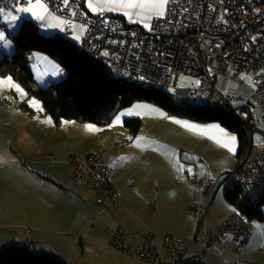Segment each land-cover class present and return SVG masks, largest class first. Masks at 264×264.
Masks as SVG:
<instances>
[{"label":"built area","instance_id":"1","mask_svg":"<svg viewBox=\"0 0 264 264\" xmlns=\"http://www.w3.org/2000/svg\"><path fill=\"white\" fill-rule=\"evenodd\" d=\"M40 1L66 20L84 24L86 30L80 47L90 49L91 55L107 63L111 70H117L130 80L155 85L176 102L196 100L199 104V100H206L232 108L249 129L246 161H239L217 179H208L202 187L205 201L192 207L197 218V252L186 253L183 240L167 233L161 238L166 254L163 262L153 232L146 233L129 251L123 244L126 233L120 225L106 227L101 241L146 264H206L204 254L224 234L232 235V247L241 253L251 234L250 218L237 211L213 230H207L206 220L214 193L222 184L245 180L252 187L254 205L264 200V131L254 124L257 120L264 123V0H168L165 14L154 17L149 27L126 23L104 10L89 16L81 0ZM28 2L0 0V9L25 7ZM0 28H3L1 15ZM228 70L240 84L248 82L245 84H249L248 93L224 95L218 89L217 77ZM186 76L197 79L198 84L176 87L175 81ZM240 99H244L243 103ZM1 104L4 105L3 100ZM254 108L260 110V117L253 115ZM255 133L261 135L262 146L253 142ZM105 151L101 148L65 158L47 153L49 158L61 160L72 168L74 182L86 192L95 194L100 210L117 205L123 195L105 170Z\"/></svg>","mask_w":264,"mask_h":264},{"label":"crops","instance_id":"2","mask_svg":"<svg viewBox=\"0 0 264 264\" xmlns=\"http://www.w3.org/2000/svg\"><path fill=\"white\" fill-rule=\"evenodd\" d=\"M81 3L84 12L89 16H96L104 10L120 17L126 23L142 27H145V23L149 25L154 17H158L145 11L141 16L133 14L130 18L125 15V11L136 10L116 8L111 0H81ZM90 4L92 7H89ZM25 7H31L32 12L15 13L14 6L1 16L3 28L0 29H3L7 36L15 34L11 31L16 29L21 19L25 18L37 25L39 21L47 28L60 30V20L53 14L63 17L48 10L42 1L29 0ZM9 10H13L18 16L16 21L5 18ZM165 10L166 7L164 14ZM33 13L42 15L43 19H37ZM148 15H151V19L145 18ZM247 83V81L244 85L239 83V86L249 89V84L245 85ZM234 90L235 94L240 91L239 88ZM2 100L4 105L1 104ZM8 102L0 96V250L7 245L17 244L26 245L34 252L52 254L67 264H146L126 256L101 241L103 230L111 225H120L124 229L126 238L123 244L129 251L134 249L146 233L153 232L157 237L155 244L163 262L166 260V254L160 242L167 233L183 240L187 248L186 253H195L199 250V242L195 238L197 218L192 213V207L205 201L203 193L201 196V185L208 179L219 178L223 173L217 177L209 175L206 178L201 177V182L205 180L202 184L201 182L195 184L194 189L175 190L160 196L161 194L157 195L152 189L157 179L147 177L143 173L125 176L121 173V178L113 175L112 158L116 154L114 151L117 149L116 144L119 143L115 141L107 149L104 148L106 150L104 167L110 181L122 190L123 195L117 205L100 210L101 206L95 202V194L86 192L74 182L72 168L61 160L47 156V153H53L65 158L70 154L94 152L91 147L79 148L80 137L74 136V125L65 122L70 119L55 121L44 112L40 122L36 123L35 110L24 105L26 109H23L24 112L17 111L11 108ZM49 119L51 122H46ZM182 124L196 127V131L200 132L195 142V152L201 150L206 160L208 155L204 154L203 148L208 152L210 146L213 149L218 147L230 155L231 160L229 157L227 162H223L225 165L219 168V172L232 170L243 157L237 155L239 143L236 132L219 122L194 121ZM214 125L218 127H211ZM79 129L76 127L78 132ZM229 136H234L235 141L229 140ZM226 144L228 147H225ZM230 148H234V151H230ZM203 156L200 155L196 161L203 162ZM110 167L111 170L108 171ZM221 186H224L225 197L226 186L225 184ZM221 186L217 187L213 200H216ZM228 202L231 203V207L236 208L231 201ZM223 204L221 198H218L216 207ZM160 207H164L162 210L166 212L161 211ZM236 210L239 211L237 208ZM237 211L232 212L231 208L226 206L225 214L214 219L211 226H216L228 215ZM263 217L261 214L259 221H254V231L251 228L250 237L239 253L252 260L254 256V260L261 262L264 261V249L261 247L264 244ZM231 238V234H224L219 244L214 246L215 252H209L211 249L206 251L204 261L206 254H209L206 264H214V261H217V264H233ZM246 262H249L248 259Z\"/></svg>","mask_w":264,"mask_h":264},{"label":"rangeland","instance_id":"3","mask_svg":"<svg viewBox=\"0 0 264 264\" xmlns=\"http://www.w3.org/2000/svg\"><path fill=\"white\" fill-rule=\"evenodd\" d=\"M36 1L41 2L39 0ZM5 11L6 10H3V12L0 13L1 16L5 14ZM53 16L59 18V22L61 24L60 30L47 28L43 23L37 21L40 34L44 36H50L58 33L79 45L82 41V36L85 33L86 26L81 23L68 21L54 14ZM21 21L22 19L19 21L16 29L12 30L11 33L17 32ZM7 26L8 28L10 27L8 23ZM0 31L4 32L5 34L3 29H0ZM5 37L11 43L9 44L8 48L3 46V42H0V57L4 54L11 55L15 51V45L11 37L7 36L6 34ZM27 60L35 81L42 88L46 87L50 83L58 82L66 76V70L61 67L55 59L42 51L34 50L30 52L27 55ZM57 69H59V72L58 74L54 75L53 73H57ZM9 77L11 78V83L13 85H18L23 91H17L15 87L9 86L8 83H4L0 84V96L6 99V101H9L8 104L10 103V107L17 111H23V109H25L23 107L24 105L22 104V102L25 101L26 105L29 106L30 109L35 110L36 115L34 119L37 120L36 123L40 122L42 114L44 113L41 100L35 94L27 93L23 85L9 75L5 77L0 76V80H6V78ZM197 84L198 80L190 76H186L175 81L176 87H192ZM216 85L224 95H243L249 92L248 89L241 88L239 86V81L234 80L230 70L217 77ZM236 88H239L240 91H238L239 93L237 92L235 94L234 89ZM243 100L244 99H240V103H243ZM30 101H35L36 104H31ZM232 103L237 104L235 101ZM253 115L260 117V110L254 108ZM118 116L120 119L119 121H116V117ZM127 117L140 118L141 125L135 133L131 132L124 125L123 119ZM252 119L254 123V116H252ZM176 121H181L182 123L194 122L190 121V119L168 112L160 105L145 99L134 100L130 105L125 106L121 105L120 99H118L115 103L114 114L112 122L110 123L97 124L74 119L65 120L66 124L71 123L74 125L75 128L73 133L75 137H78L77 135L80 137V143L78 144L80 149L91 147L92 151L94 150L95 152L101 148L107 149L108 146L113 145L112 142H119L116 144L117 149H114L116 154H114V157L112 158L113 165L111 167L114 168L113 175L115 177L121 178V173L123 176L127 174L138 175L143 173L147 177L157 179V181L152 185V189L157 195L161 194L160 196L175 190L188 191L190 188L194 189L195 184L201 182V177L206 178L208 175L217 177L220 176L221 173L225 174L224 172L226 171L223 170L219 172V168L223 164L225 165L223 162H227L228 158L230 157V155H227L226 152L220 150L218 147L213 149L210 146L208 152L203 148L204 154L208 155V160H206L201 150L195 152V142L198 140L197 137L199 132L196 131V127H191V125L188 124L177 123ZM254 124L260 131H264V123L262 121L257 120ZM86 125H92L93 129L90 130L86 127ZM76 127L80 128L79 132L76 130ZM104 128L107 129L101 131ZM253 142L259 146H262L263 142L261 135L258 133L253 134ZM79 148L76 149L79 150ZM200 155L203 156V162L196 161ZM193 156L194 158H192ZM143 166L144 169H142ZM111 167L108 168V171L111 170ZM189 169L191 171H189ZM216 170L217 172H215ZM213 172L215 173L212 174ZM203 184L200 188L201 196L203 193ZM223 188L224 186L220 187L216 200H213L210 205V210L208 211L206 220L207 230L214 229L215 226H211L214 223V219L225 214L226 206H229L232 212L237 211L236 208L231 207V203L225 199L223 195ZM238 197L243 199L249 205L254 206V203H252V201L247 198L243 191H239ZM218 198H221V201L226 206L223 204L216 207ZM256 207L261 210V214L264 216V202L257 204ZM160 208L161 211L166 212L162 210L164 207ZM153 219L155 220L154 217ZM259 219L260 218L258 217L251 218V224L253 223V227H251L253 228L252 231H254V221L258 222ZM194 221L196 223L195 219ZM217 244H219V242H217L216 245ZM215 247L211 248V251L209 252H215ZM231 249L233 250L231 257V262L233 264L264 263V261L261 262L259 260H254V256L252 260L247 258L244 254H238L232 248V246ZM262 249L260 248L259 251ZM208 255L209 254H206L205 261H207ZM246 259H248L249 262H246ZM214 264H217V261H214Z\"/></svg>","mask_w":264,"mask_h":264},{"label":"trees","instance_id":"4","mask_svg":"<svg viewBox=\"0 0 264 264\" xmlns=\"http://www.w3.org/2000/svg\"><path fill=\"white\" fill-rule=\"evenodd\" d=\"M15 51L0 57V76L15 78L27 93L35 94L42 102L44 112L55 121L74 119L104 124L112 122L114 106L118 99L121 105H130L134 100L145 99L160 105L168 112L198 122L217 121L236 132L239 147L237 155L246 149L245 133L237 118L221 106L179 103L157 87L143 85L116 78L109 65L84 51L80 45L61 34L44 36L38 25L30 19H23L15 34L10 36ZM39 50L55 59L66 70V76L58 82L40 87L28 65L27 55ZM26 106V102H22ZM124 125L135 133L141 125L138 117L123 119ZM102 129L101 131L106 130ZM225 197L239 212L248 218H261L256 205H249L238 197L239 188L225 184ZM0 264H67L60 258L37 253L26 245L10 244L0 250Z\"/></svg>","mask_w":264,"mask_h":264},{"label":"snow or ice","instance_id":"5","mask_svg":"<svg viewBox=\"0 0 264 264\" xmlns=\"http://www.w3.org/2000/svg\"><path fill=\"white\" fill-rule=\"evenodd\" d=\"M65 2H67V0H65ZM112 3H114L116 5V8H122V9H127V10H136L135 12L133 11H125V15L129 16L131 18V16L134 14L136 16H141L142 12H148V13H153L157 16H163L164 15V9L168 3V0H111ZM41 7H43V5H41ZM89 7H92V5L90 4ZM116 8H113V10H116ZM3 12V9H0V13ZM15 13H20V12H32V8L31 7H20L17 6L14 9ZM13 12V10H9L5 16V18L7 20L10 21H16L18 19V16L15 15ZM33 15L37 18V19H43L42 15H38L36 13H33ZM146 19H151V15H148L145 17ZM145 27H149V25L147 23H145L144 25ZM0 42H3V46L4 47H8L9 44L11 43L10 41H8L5 37L4 32L0 31ZM59 69H57V73H53L58 74ZM4 83H8L9 86H13L16 88L17 91H23L22 89L19 88L18 85H13L11 83V78H6V80H0V84H4ZM31 104H36L35 101H30ZM38 106V105H37ZM120 117H116V121H119ZM46 122H51L50 119ZM177 123H181V121H176ZM87 128H89L90 130L93 129L92 125H86ZM211 127H218V126H211ZM221 131H223L221 129ZM229 140L231 141H235V137L234 136H229L228 137ZM225 147H228V145L226 144ZM230 151H234V148H230ZM189 171H191L189 169Z\"/></svg>","mask_w":264,"mask_h":264},{"label":"bare ground","instance_id":"6","mask_svg":"<svg viewBox=\"0 0 264 264\" xmlns=\"http://www.w3.org/2000/svg\"><path fill=\"white\" fill-rule=\"evenodd\" d=\"M83 50L87 51L91 54L90 49H83ZM111 71H112L113 75L118 79L125 80L128 82H134V83L143 85V86L148 87V88L156 87L155 85H149L148 82H139L137 80H130V77H125V76L119 74L117 70H111ZM170 99L176 102V100L173 97H170ZM188 103L196 104V100H188ZM199 104H206L209 106H217L215 104V102L206 101V100H199ZM221 107H223L227 111L231 112L237 118V120L241 123V125L243 127V130L245 133V139H246V149H245L243 157L241 158L240 161H246V159H247V148L250 147L249 129L247 128V124L244 121V119H242L240 116H236V111L234 109L226 107V106H221ZM228 185L230 187H235V186L238 187L239 191H243L246 194L247 198L250 199L252 201V203H254V193L252 192V187L245 180H236V181H234V183H228Z\"/></svg>","mask_w":264,"mask_h":264}]
</instances>
